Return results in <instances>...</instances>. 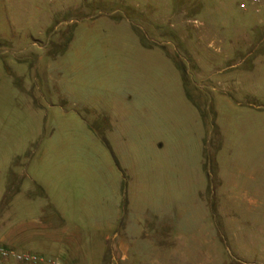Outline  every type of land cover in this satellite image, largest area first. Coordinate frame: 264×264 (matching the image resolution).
Returning a JSON list of instances; mask_svg holds the SVG:
<instances>
[{"label": "rangeland", "instance_id": "374dc122", "mask_svg": "<svg viewBox=\"0 0 264 264\" xmlns=\"http://www.w3.org/2000/svg\"><path fill=\"white\" fill-rule=\"evenodd\" d=\"M188 1L180 29L148 20L167 11L164 0L140 15L120 8L130 21L108 20L107 5L73 10V0H0V189L8 165L25 173L20 196H0V238L28 216L57 211L61 220L52 221L77 241L68 264H159L153 244L166 227L184 243L188 263L216 251L264 264V198L237 201L259 205L253 226L234 207L233 230L219 231L216 242L203 237L210 226L203 200L218 189L217 161L225 178L240 182L259 164L264 181V110L255 108L264 105V40L257 57L236 53L244 23L255 18L251 0H200L198 13ZM208 16L219 36L234 38L227 56L197 43ZM35 185L44 196H26ZM131 226L147 234L138 239L142 250L129 249L125 260L115 261L110 249L105 256L111 242L103 235ZM249 229L257 239L241 247L240 233ZM0 244L28 251L17 240Z\"/></svg>", "mask_w": 264, "mask_h": 264}, {"label": "crops", "instance_id": "0c3cea01", "mask_svg": "<svg viewBox=\"0 0 264 264\" xmlns=\"http://www.w3.org/2000/svg\"><path fill=\"white\" fill-rule=\"evenodd\" d=\"M73 10L75 9H81L86 10L89 7H92L93 5L96 6H109L110 10L106 12L107 19L110 21H118L122 19L123 17L126 19V21H130V17L132 15L127 14V12L122 11V14L118 13V10L120 8H124L125 10H131L134 11L135 9H140L139 15L144 14L146 10H149L152 7V3L154 0H73ZM170 0H164V5L167 11L165 13H157L152 14L148 20L154 22L158 21H166L169 24L173 26V28H184L183 25L186 24L187 20L184 18H179V12L186 8L187 4H191L192 1H183V0H172L174 3H177V6L174 7H168V2ZM195 8L194 11L197 13L202 10V2L200 0H195ZM220 7L227 10L230 8L229 1L227 2H221ZM219 7H214L213 14L215 15V12L217 11ZM173 10L177 16H171L170 10ZM251 12L254 13L255 18L252 21H249L246 24L248 27L243 28L241 34H239L240 41L242 42L241 45V51L236 52L238 55H241L242 59L248 57H257L260 50L257 49V45L260 41L264 40V0H260V3L258 5H255L254 3L251 4ZM173 12V13H174ZM88 15V13L84 14ZM171 17H174V20H171ZM210 17H206L204 22H201L202 28L198 31L197 36V43L200 44L203 41L207 48H214L219 52H224L227 56L230 49L234 47V38L229 37L225 38L224 36H219L218 32L216 33L214 29L210 28L207 24L210 23ZM178 25V26H177ZM251 29L256 30V32H250ZM217 30V29H216ZM184 32H180L179 35H176L177 45L181 46L182 42L185 40L186 36L183 34ZM181 35V36H180ZM218 35L217 38H215ZM215 39L219 41L218 46L215 45ZM253 41V46L251 47L250 42ZM200 42V43H199ZM183 46V45H182ZM185 48V47H184ZM199 48V47H198ZM203 48V47H202ZM181 49V48H180ZM186 49V48H185ZM182 48V50H185ZM239 63H235L232 65H228L227 67L231 66H238ZM247 70H252V66L247 65ZM255 108L257 110H264V105H255ZM220 150V151H219ZM224 150L220 147V144L217 146L216 154L217 158L218 155L223 152ZM19 159V156H16L13 161L16 162ZM218 160V159H217ZM204 162V161H203ZM260 166L259 164L255 166V168L251 170L245 169V178L242 180V182L239 181V179L236 178V176L227 175V177H224V174L221 173L222 171H219L218 167V161L216 162V174L217 176V186L218 189L214 192V198L212 201L209 199L207 200L206 197H204V204L206 207V210L208 212V218L210 219V226L208 227L209 231L203 234V237L206 239V241L211 240V242H216L218 232H229L233 230V227L231 225H234V219L236 216V210L235 208L241 206L245 210L246 217H245V223H249L251 226L254 225L255 219L259 218L260 211L255 206H243L237 204L239 200V196H242V201H248L249 203L253 204L258 198L260 202L263 201L262 198H264V181L260 178ZM228 169V168H226ZM13 169L11 166L8 165L6 167V171H4L5 174V180H4V187L0 189V196H20L22 193V184H21V178L25 175L24 170L20 171V173L16 174L12 171ZM244 171V169L242 168ZM221 173V174H220ZM225 178V182L224 179ZM32 180V179H31ZM26 196H44L43 193L39 190H37L36 185L31 188H29ZM243 204V203H242ZM235 207V208H234ZM264 214V210H263ZM52 217L57 220H61V216L57 211L54 212V215L46 216L44 212L38 213V215H31L28 216L27 219L20 220L16 226L13 228H10L6 233L2 235L0 240L8 241V240H17L19 244H21L25 249L28 251H32L38 254L43 255L46 258H56L64 261L68 264L67 258L70 256V251L76 247L75 244H77V241L75 238L71 237V234L66 231V229L61 227L60 229L58 227V221H56L57 224H55V221H52ZM216 218L215 223L213 222L212 218ZM217 217L224 218V220L219 221ZM44 218V219H42ZM120 218V215L117 214L115 216L114 220H118ZM62 222V221H61ZM96 230L99 227H94ZM235 228V227H234ZM98 231V230H97ZM241 231V230H240ZM260 231V230H259ZM158 232V231H157ZM160 235L158 236L153 244V248L159 250L158 254L156 255V258L158 259L156 262L159 264H193V262L188 263L191 261L188 260L186 256L184 255L182 258L180 256V248L184 246V243L181 244V241L179 239H176L175 241L171 239L170 235V229L168 227L162 228L159 232ZM211 235L210 238L209 235ZM214 234V235H213ZM242 234V242L247 243V245H254L256 238V233H254L253 230L249 229L248 232L245 230L241 231ZM145 230L142 228L140 231L133 230L132 226L127 230L124 228L122 231V228L120 230H113L112 233H106L103 235L104 242H111L109 245L108 243L105 245V256H107L108 250L110 249L112 258L115 259V261L118 260H125L127 258L129 249L136 248L138 250H142L144 239L142 241H139V237L146 236ZM147 237V236H146ZM12 238V239H11ZM180 241V242H179ZM148 244V239L146 240ZM178 242V243H177ZM240 243V240H238ZM209 243V242H208ZM245 243L241 245L245 246ZM74 244V245H73ZM175 246L177 249L172 248L173 250L168 249L170 246ZM145 248H148L147 246ZM179 248V249H178ZM167 249V250H166ZM175 249V250H174ZM212 249V246H211ZM217 249L216 245L215 248ZM169 250V251H168ZM177 250L179 251L177 253ZM73 251V250H72ZM63 257L65 259H62L60 257ZM203 256V257H202ZM202 256L199 260H197L196 264H227L230 261H237L242 264H261V263H255L254 261L238 259V257H231L223 258L218 256V252H214V255H212L211 252H208L207 254L202 253ZM80 258V255H78ZM154 254L151 255V260H153ZM76 262V260H75ZM147 261H144L146 263ZM77 264V262H76Z\"/></svg>", "mask_w": 264, "mask_h": 264}, {"label": "built area", "instance_id": "2783aa9c", "mask_svg": "<svg viewBox=\"0 0 264 264\" xmlns=\"http://www.w3.org/2000/svg\"><path fill=\"white\" fill-rule=\"evenodd\" d=\"M258 5L260 0H251ZM244 2L240 3L241 8H245ZM0 264H67L56 258H46L41 254L28 251H20L0 244ZM250 264V263H248Z\"/></svg>", "mask_w": 264, "mask_h": 264}]
</instances>
